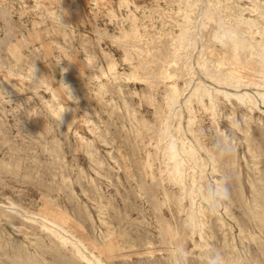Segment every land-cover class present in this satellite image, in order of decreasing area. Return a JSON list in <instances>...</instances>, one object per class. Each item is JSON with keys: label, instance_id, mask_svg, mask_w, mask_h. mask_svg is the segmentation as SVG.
Instances as JSON below:
<instances>
[{"label": "rangeland", "instance_id": "obj_1", "mask_svg": "<svg viewBox=\"0 0 264 264\" xmlns=\"http://www.w3.org/2000/svg\"><path fill=\"white\" fill-rule=\"evenodd\" d=\"M187 2L198 6L188 14L193 17L188 24L198 25L189 37L196 40L197 36L198 43L192 41L187 45L188 53L181 54H188L190 58L187 68L169 64L183 75L175 78L182 94L173 102L164 95L168 82L153 77L154 69L164 70L160 66L164 64L160 59L165 55L164 50H155L161 47L157 43L166 37L157 41L150 38L156 31H179L178 8ZM254 2L258 8L250 12L252 0H0V209L3 206L0 264H86L85 259L89 257L90 264H264V84H260L264 83V74L256 75L247 69L260 66L250 57L248 62H242L247 67L243 72L259 76L260 81L247 79L234 88L218 82L221 73L210 63L211 56L215 59L217 53H224L223 46L228 45L225 52L229 54L236 38L243 40L236 39V43L240 42L238 46L242 45L241 52L247 54L257 48L256 51L263 53L264 0ZM209 15L222 19L224 31L228 30L224 33L227 42L223 46L217 42L219 36H206L204 20ZM230 16L234 19H229ZM250 18L258 22L253 24L255 20ZM132 26L137 32L127 34L126 29ZM120 29L123 35L117 38L115 35ZM236 31L240 38L239 34L234 36ZM140 34L146 42L141 57V51L136 52L131 45L139 43ZM207 41L210 49L205 48ZM104 51L113 56L120 72L130 73L138 62L144 63L145 71H141L146 78L132 80L102 73L101 67L108 56ZM199 53L204 54L203 59L210 57L207 69L206 63L199 64ZM33 66L38 71L36 80L32 79ZM209 68L219 74L210 72ZM197 81L205 83L210 90L216 87L241 93L244 89L255 96L257 103L249 109L234 97L227 99L228 102L225 97L218 99L210 92L211 96L197 99L196 93L190 106L194 109L192 113L180 101ZM65 84L69 85L73 98ZM209 100L214 108L203 107ZM175 105L180 106L181 116L175 115L178 108ZM69 113L75 116L72 124L66 119ZM192 114L194 120L190 127ZM165 132L169 136L173 134L167 138L169 141L165 139L166 145L170 142V149L163 147L158 138ZM181 145L189 147V151L185 147L181 150ZM162 150L168 154L173 151L175 156L172 152L167 156ZM167 158L182 170L185 183L170 180L166 172ZM189 183L193 186L191 191ZM178 195L181 204L175 201ZM198 206L203 208L205 219ZM188 208L195 209V214ZM5 211L18 214L26 227L17 230L7 215L4 216ZM50 222L60 226L56 229ZM163 224L170 225L172 232H166ZM49 228L58 235L66 231L63 237L72 238L78 248L82 247L79 248L81 255L87 257L70 254V244L51 243ZM178 232H182L183 240L176 238ZM90 253H95L103 262H98Z\"/></svg>", "mask_w": 264, "mask_h": 264}, {"label": "bare ground", "instance_id": "obj_2", "mask_svg": "<svg viewBox=\"0 0 264 264\" xmlns=\"http://www.w3.org/2000/svg\"><path fill=\"white\" fill-rule=\"evenodd\" d=\"M179 1H181V0H179ZM208 1V0H207ZM216 1V0H215ZM255 0H252V3H253V6H249V10H250V12H252V11H254L255 9H257L258 8V5H257V8H256V6H255V2H254ZM257 1V0H256ZM186 2V1H185ZM212 2V1H211ZM210 2V3H211ZM177 3H179L180 4V2H177ZM176 3V4H177ZM213 3V2H212ZM263 3V2H262ZM214 4V3H213ZM215 4H217V2H215ZM214 4V5H215ZM261 3H259V5H260ZM213 5V6H214ZM225 5V4H224ZM180 6V5H179ZM260 6H262V4L260 5ZM259 6V7H260ZM198 6H196V4L195 3H193V2H190V3H188L187 2V4L185 5H183V6H180L179 8H178V10H179V15H180V17H181V21H179L178 20V23H177V25L179 24L180 25V29H179V31L177 32H174L173 30H171V29H169V30H166V31H156V32H154L153 34H151V37L152 38H150L152 41H157V40H159L160 38H165L166 37V39L163 41V39H162V41L163 42H159V43H157V45L158 46H161L160 48H157L156 47V44H154L153 43V45L157 48H155L156 50H155V52L159 49V51L161 52V51H163L162 52V54H165V55H163L162 56V58H160V59H162L163 60V62H164V64H162L161 65V63H160V66H163L164 67V70H162L161 68V71H163V72H161L160 70H158V69H154V73L155 74H153V77L157 80V81H167L168 82V84L167 85H169V87L167 88V86H165L166 88H165V93H164V95L166 94L167 95V97L170 99V100H173V99H176L177 97H179V96H181V92L180 91H182L181 90V87H179L178 85H177V83L175 82L176 80H175V78L177 79V77L178 76H183L182 75V73L180 74L178 71H176L177 69L175 68V70H174V68L173 67H175L174 65H176V67L177 66H180L181 68H183V67H186L187 68V65H188V62H190V61H187L188 59H190V58H187V55L185 56V55H182L181 56V54H183L184 52V54H186V53H188L187 51L189 50V49H187L188 47H187V45L188 46H190L189 44L192 42V41H194V40H192L191 39V37H189V34L191 33V31L193 30V27L195 28L194 30H197L198 29V25H197V23H194V26L193 25H190V24H188V23H190L189 22V20L191 21V19L193 18L192 16H188V14L191 12V11H194L195 10V8H197ZM209 7V6H208ZM215 7V6H214ZM210 8V7H209ZM217 7H215L214 9H216ZM220 8V7H219ZM248 8V7H247ZM199 9V8H198ZM208 9V8H207ZM224 9V8H223ZM240 9V8H239ZM259 10V9H258ZM203 11H206V10H203ZM219 11V10H218ZM240 11V10H239ZM238 11V12H239ZM260 11V10H259ZM262 11V10H261ZM260 11V12H261ZM162 12H164V11H162ZM198 13V12H197ZM204 13V12H203ZM223 13V12H222ZM232 13V12H231ZM200 14V13H199ZM232 14H234V13H232ZM167 15V14H166ZM178 15V14H177ZM215 15H216V13H215ZM215 15H209L210 17H207V20H204L207 24V35L206 36H208L207 38H209L210 37V35H212V34H214L215 36H219V39H217V42H219V43H222L221 45L223 46V44L225 43L226 44V42L224 41V33H226L228 30H226V31H224L225 30V27H224V24L222 23V19H220V20H217V19H215L214 18V16ZM217 15H219V14H217ZM231 15V14H230ZM207 16V15H206ZM196 17V16H195ZM241 17V16H240ZM262 17H264L263 15H262ZM218 18H220L219 16H218ZM244 18V17H243ZM247 18V17H246ZM245 18V19H246ZM261 18V17H260ZM259 18V19H260ZM165 19V18H164ZM206 19V18H205ZM229 19H234V18H231V16H230V18ZM238 19V18H237ZM249 19V18H248ZM248 19H246V20H248ZM251 19V18H250ZM254 19V18H253ZM262 19V18H261ZM260 19V20H261ZM195 20H197V18L195 19ZM252 20V19H251ZM251 20H250V24H251ZM255 20V19H254ZM254 20H252V21H254ZM166 21H168V20H166ZM175 21V20H174ZM226 21L227 20H225V23H226ZM241 21H244V20H241ZM241 21H240V23L238 24V26L241 24ZM255 22H258V21H254V22H252L253 24L255 23ZM263 22V21H262ZM164 23V22H163ZM222 23V24H221ZM234 24V23H233ZM236 24V23H235ZM245 24H246V21H245ZM176 25V24H175ZM179 25L177 26V27H179ZM226 25H228V24H226ZM235 26V25H234ZM243 26H246V25H243ZM242 26V27H243ZM255 26V25H254ZM173 27H174V25H173ZM229 26H227V28H228ZM231 28V27H230ZM251 27H249V29H250ZM229 29V28H228ZM258 29H260V26L258 27ZM231 30V29H230ZM242 30V29H241ZM262 31H263V29H261ZM124 31V30H123ZM126 33L127 34H132L133 32L134 33H136L137 31H136V27L134 28V26H132L130 29H126ZM144 31H145V29H144ZM235 31V30H234ZM234 31H232V32H234ZM258 31V30H257ZM248 32V31H247ZM250 32V31H249ZM260 32V31H259ZM147 33V32H146ZM237 33V31L235 32V34H234V36L236 35H238V34H236ZM264 33V32H263ZM138 34V33H137ZM148 35H149V33H147ZM146 34V35H147ZM233 34V33H232ZM246 34H248V33H246ZM111 35V34H110ZM123 35V32H122V29H120V32H119V34H116L115 36H117V38H120L121 36ZM168 37H167V36ZM229 35V34H228ZM230 35H231V33H230ZM250 35V34H249ZM256 35V34H255ZM261 35H262V32H261ZM12 36V35H11ZM142 34H140V37H138V41H139V43L138 44H136V43H134V44H132L131 43V45L133 46V48H134V50L136 51V52H140L139 53V55L142 53L143 54V47H144V45L146 44V42L144 41V39L142 38ZM235 36V37H236ZM240 34H239V38H240ZM188 37H189V39H188ZM250 37V36H249ZM262 37H263V35H262ZM211 38V37H210ZM226 38H227V36H226ZM230 39L232 38L231 36L229 37ZM234 38V37H233ZM264 38V37H263ZM116 39V38H115ZM147 39V38H146ZM229 39V40H230ZM237 40H238V38H236ZM235 39V41L237 42V40ZM244 39V38H243ZM254 39V38H253ZM150 40V41H151ZM197 40H198V37L196 36V40H195V42L196 43H198L197 42ZM228 40V39H227ZM232 40V39H231ZM245 40V39H244ZM248 40V39H247ZM256 40V39H255ZM264 40V39H263ZM151 41V42H152ZM238 41H243V40H238ZM249 41V40H248ZM258 41H261V40H257V42ZM148 42V41H147ZM229 42V41H228ZM236 42H234V43H232V48L230 49V53L229 54H227L225 51H226V48L225 47H227V46H223L224 48H222V49H224L223 51H224V53H217L216 54V56H215V59H213V57L211 56V61H210V63H211V65H213V67L215 68V69H217V71H219L220 73H221V75L220 76H216L215 74L216 73H218L219 74V72H216V71H214L215 72V76L218 78V82H224V84L225 83H228V84H230V85H233V87L234 88H238L239 87V85L241 84V82H243V81H246L247 79H253L254 81H256L257 82V80H259L260 79V77L259 76H250V75H247V74H245L243 71V69H245V68H247V67H245L244 65H242V62H248L251 58L250 57H252V58H254V59H256L258 62H259V64H260V66H259V68L258 69H256L255 67H252L251 66V68H247V69H251V71H254L255 72V74L256 75H260V74H264V72H262L261 70H264V55H263V53H264V51H263V53L262 54H260V51L258 52V51H256V49L254 50H251V48L249 49V50H251L250 52L251 53H244V52H241V50H239V47L240 46H242V45H240V46H238L239 44H240V42H239V44L238 43H236ZM245 42V41H244ZM250 42V41H249ZM168 43V44H167ZM211 43V42H210ZM230 43V42H229ZM246 43V42H245ZM254 43V42H253ZM260 43V42H259ZM263 43H264V41H263ZM151 44V43H150ZM164 44H166L165 46H163ZM192 44V43H191ZM193 44H194V42H193ZM228 44V43H227ZM231 44V43H230ZM247 44V43H246ZM255 44V43H254ZM261 44V43H260ZM148 45V44H147ZM210 44H209V41H207V45H206V47L205 48H207V47H209V49H210V47L211 46H209ZM212 45V44H211ZM149 46V45H148ZM152 45H150V47H151ZM192 47H193V45H191ZM245 46V45H244ZM249 46H250V44H249ZM252 46V45H251ZM261 46V45H260ZM127 46H125V47H123L124 49V54H125V57H127V55H128V53H127V48H126ZM146 47V46H145ZM153 47V46H152ZM258 48H259V46H257ZM264 47V46H263ZM262 47V48H263ZM131 48V47H130ZM132 48V49H133ZM228 48V47H227ZM242 48V47H241ZM246 47H244V49H245ZM254 48V47H253ZM149 49V48H148ZM222 49H221V51H222ZM248 49V48H247ZM150 50V49H149ZM149 50H148V54H149ZM151 50H153V49H151ZM166 50V51H165ZM191 50H192V48H191ZM195 50V49H194ZM243 50V49H242ZM259 50V49H258ZM159 51H158V53H159ZM204 52H205V50H203ZM202 51V52H203ZM229 51V50H228ZM243 51H245V50H243ZM135 52V53H136ZM145 52V51H144ZM146 52H147V50H146ZM203 52V53H204ZM262 52V51H261ZM104 55H108V56H106L105 57V59L104 60H107V61H105V64H103V66L101 67V72L102 73H104V74H109V75H111L112 77L113 76H117V77H130L132 80L134 79V80H143V79H145L146 78V76L144 75L145 73L143 72V71H145V69H144V63L142 64L141 62H138V64L137 65H135V67H137L136 69H134V70H132L130 73L127 71V72H125V71H118V69H117V67H116V61H115V59L113 58V56L110 54V53H108V52H105L104 51ZM193 53V52H192ZM213 53V52H212ZM137 54V53H136ZM145 54V53H144ZM155 54V53H154ZM157 54V53H156ZM155 54V55H156ZM246 54V55H245ZM150 55H152V54H150ZM203 55L204 54H202L201 56H200V53H199V55L197 56L198 57V61H199V64H205L206 62H209V61H207L210 57H206L205 59H203ZM243 55H244V58H242L243 57ZM143 56V55H142ZM145 56H146V54H145ZM158 56V55H157ZM249 57V59L247 58V60H246V58L245 57ZM140 57H141V55H140ZM146 57H148V55L146 56ZM151 57V56H150ZM93 58V57H92ZM149 58V57H148ZM142 59V58H141ZM185 59V60H184ZM139 60V59H138ZM147 60V59H146ZM149 60H150V58H149ZM153 60L154 61H156L155 60V58H153ZM158 60V59H157ZM161 61V60H160ZM198 61H197V63H198ZM153 62V61H152ZM157 62H159V61H157ZM257 62V63H258ZM154 63V62H153ZM209 63V64H210ZM151 63H149V65H150ZM159 64V63H158ZM169 64H174L173 65V70H170V68L171 67H169L170 65ZM198 64V65H199ZM209 64L207 65V63H206V65L207 66H203L205 69H207V67L209 66ZM101 65V64H100ZM148 65V68L150 67ZM155 66H156V64H155ZM159 65H157V67H158ZM159 66V67H160ZM189 66V65H188ZM98 67V66H97ZM146 67V66H145ZM158 67V68H159ZM147 68V67H146ZM171 68V69H172ZM211 68V67H210ZM209 68V70H210V72H213V71H211L212 69H210ZM143 69V71H141ZM149 69H152V68H149ZM77 70V69H76ZM99 70V69H98ZM188 71V70H187ZM187 71L186 72H184V74L185 73H187ZM38 72V71H37ZM100 72V71H99ZM210 72H209V74H210ZM142 73H144V74H142ZM190 73V72H189ZM22 74V73H21ZM97 74V73H96ZM127 74H128V76H127ZM129 75H131V76H129ZM107 76V75H106ZM189 75L187 74L186 75V77H188ZM213 76V75H212ZM96 77H97V75H96ZM102 77V76H101ZM152 77V76H151ZM164 79H163V78ZM98 78H100V77H98ZM97 78V79H98ZM148 78H150V77H148ZM162 78V79H161ZM191 78V77H190ZM188 79H189V77H188ZM199 80V79H198ZM215 80H216V78H215ZM264 80V79H263ZM45 81V80H44ZM201 81V80H200ZM204 81V80H203ZM212 81V80H211ZM260 81V80H259ZM258 81V82H259ZM10 82V81H9ZM184 82V81H183ZM249 82H251V81H249ZM11 84V83H10ZM186 84H187V81H186ZM185 84V85H186ZM203 84V85H202ZM205 83H201V82H199V81H197L196 83H195V86L193 85L192 86V88H191V90H190V93L188 94V95H186V96H184V99L182 100L181 99V103H183V105H185L186 107H188V111H190V112H192L193 113V110L194 109H191L190 108V106L192 105V98H193V96L196 94L197 96H198V98L197 97H195V98H197V99H199V98H201V97H203V96H207L210 92H211V94H212V92H214L213 94L215 95L214 97H219L218 99H220L222 96L223 97H225L226 98V100L228 99V100H230V98L231 97H234V100L236 99V102H239V104L240 103H242L243 104V107H244V105H245V107L246 106H248V108L249 109H252V107H255V103H257V101H256V98H255V96L253 97V95H251V93H249L248 91H244V89H243V92H239V93H237V92H232V91H229V92H227V90H225V89H220V88H216V87H212V89L213 90H210V88L208 87H205V85H204ZM247 84H248V82H247ZM255 84V83H254ZM260 84H264L263 82L261 83L260 82ZM106 85V84H105ZM219 85V84H218ZM245 85V84H244ZM69 86V85H68ZM242 86H243V84H242ZM5 88V87H4ZM112 88V87H111ZM184 88H186L187 89V85H186V87H184ZM183 89V88H182ZM168 92H167V91ZM235 91H237V90H235ZM257 91L258 90H256V93H257ZM198 92H199V94H198ZM262 92V91H261ZM54 93V95L56 94V92H53ZM67 93H68V91H67ZM259 91H258V95H259ZM264 93V92H263ZM263 93H260V95L263 97ZM186 94V93H185ZM206 94V95H205ZM212 94V95H213ZM195 95V96H196ZM210 95V94H209ZM55 96H57V95H55ZM54 96V97H55ZM151 96V95H150ZM211 96V95H210ZM166 97V98H167ZM168 98H167V100H168ZM209 98V97H208ZM212 98V97H211ZM222 99V98H221ZM121 100V99H120ZM167 100H166V102H167ZM176 100H179V99H176ZM195 100V99H194ZM200 100H202V99H200ZM211 100V99H210ZM208 101L209 103H207V104H203L204 106L203 107H205V108H214L213 107V103L211 102V101ZM227 100V101H228ZM169 101V100H168ZM196 101V100H195ZM219 101V100H218ZM261 101H262V98H261ZM55 102H56V100H55ZM173 102H175V100H173ZM180 102H178V103H180ZM201 102V101H200ZM215 102V101H214ZM221 102V101H220ZM228 102H230V101H228ZM172 103V102H171ZM180 103V104H181ZM211 103V104H210ZM218 103V102H217ZM232 103V102H231ZM167 104V103H166ZM56 105H58V104H56ZM60 105V104H59ZM168 105H170L169 103H168ZM179 105V104H178ZM178 105H175V107H177ZM182 105V104H181ZM202 105V104H201ZM232 105V104H231ZM257 105V104H256ZM235 106V105H234ZM54 107V106H53ZM60 107H62V106H60ZM180 106H178V108L175 110L176 112H175V115H179V116H181L180 115V111H181V109L179 108ZM193 107V106H192ZM242 107V106H241ZM258 107V106H257ZM71 108V107H70ZM120 109V108H119ZM245 109V108H244ZM258 109H261V108H259L258 107ZM61 110V109H60ZM74 111L72 108L70 109V111ZM171 110V109H170ZM172 110H174V108H172ZM213 110V109H212ZM248 110V109H247ZM64 111V110H63ZM67 111H68V107H67ZM66 111V112H67ZM134 111V110H133ZM211 111V110H210ZM217 111V110H216ZM242 111H244V110H242ZM246 111V110H245ZM251 111H253V110H251ZM260 111V110H259ZM262 111V110H261ZM260 111V112H261ZM60 112V111H59ZM58 112V113H59ZM62 112V111H61ZM232 112V111H231ZM231 112H230V114H231ZM163 113V112H162ZM245 113V112H244ZM261 113H263V111L261 112ZM63 114V113H62ZM164 114V113H163ZM251 114V113H250ZM250 114H246L247 116H250L251 117V115ZM264 114V113H263ZM61 115V114H60ZM194 114H192V115H190L191 117H190V127H191V124L193 123V120H194V116H193ZM174 116V115H173ZM196 116V115H195ZM212 116H215L214 114L212 115ZM229 117V116H228ZM231 117H232V115H231ZM235 117V116H234ZM261 117V116H260ZM74 118H75V116H74V113H69V115H68V117L66 118L68 121H72V120H74ZM177 118H179V120L178 121H180V117H177ZM214 118V117H213ZM216 118V117H215ZM65 119V120H66ZM144 119V118H143ZM257 119V118H256ZM64 120V119H63ZM65 120H64V122H65ZM146 120V119H145ZM189 120V119H188ZM213 120V119H212ZM232 120V119H231ZM230 120V121H231ZM260 120V119H259ZM75 121V120H74ZM91 121V120H90ZM192 121V122H191ZM67 122V121H66ZM177 122V121H176ZM68 123V122H67ZM261 123V122H260ZM71 124H72V122H71ZM181 124V123H180ZM259 124V123H258ZM177 125V124H176ZM193 125V124H192ZM71 126V125H70ZM94 126V125H93ZM96 126V125H95ZM94 126V127H95ZM180 127V126H179ZM166 130V129H165ZM168 130V129H167ZM168 132V131H167ZM167 132H165V133H163V136L162 137H158L160 140H161V143H163L162 145H163V147L164 146H168V144L166 145V141H165V139H167V138H172L171 136L173 135H171V136H169V134H167ZM172 132V131H171ZM177 132H179V130L177 131ZM192 133V132H191ZM250 134V133H249ZM102 136V135H101ZM261 136V135H260ZM254 137V136H253ZM262 138H263V136H262ZM168 140V139H167ZM172 140V139H171ZM182 140V139H181ZM185 140V139H184ZM159 141V140H158ZM169 141V140H168ZM183 141V140H182ZM181 141V142H182ZM86 142V141H85ZM155 142H157L156 140H155ZM176 142V141H175ZM184 142V141H183ZM182 142V143H183ZM189 142V141H188ZM160 143V142H159ZM169 143V146H170V142H168ZM181 143V144H182ZM191 143V142H190ZM184 144V143H183ZM256 144H258V143H256ZM156 145V144H155ZM157 145H158V143H157ZM186 145V144H185ZM185 145H181V150H183V148L185 147ZM198 145H200V144H198ZM235 145V144H234ZM250 145V144H249ZM168 146V147H169ZM174 146V145H173ZM189 146V145H188ZM190 146H191V144H190ZM259 146V145H258ZM156 147V146H155ZM157 147H159V146H157ZM162 147V148H163ZM171 147H172V144H171ZM191 147H193V146H191ZM167 148V147H166ZM173 148V147H172ZM171 148V149H172ZM176 148V147H175ZM175 148H173L174 150L173 151H175ZM185 148H187V147H185ZM185 148H184V150H185ZM197 148V147H196ZM205 148V147H204ZM260 148V147H259ZM157 149V148H156ZM169 149H170V147H169ZM189 149V147L187 148V150ZM110 150V149H109ZM186 150V151H187ZM191 150V149H190ZM158 151V150H157ZM173 151H171L172 153H173ZM185 151V152H186ZM189 151V150H188ZM187 151V152H188ZM192 151V150H191ZM250 151V150H249ZM253 151V150H252ZM260 151V150H259ZM88 152V151H87ZM111 152V151H110ZM161 152H164V154H167V156H171L170 154H171V152H170V154H168L167 153V151H161ZM176 152V151H175ZM178 152V151H177ZM196 152H197V150H196ZM251 152V151H250ZM183 153V152H182ZM92 154V153H91ZM163 154V155H164ZM187 154V153H186ZM193 154V153H192ZM163 155H161L162 157H163ZM173 155H174V153H173ZM140 156V155H139ZM175 156V155H174ZM173 156V157H174ZM113 157V156H112ZM138 157V156H137ZM158 157V156H157ZM173 157H171L172 159H173ZM178 157V156H177ZM171 158H170V160H171ZM190 158V157H189ZM232 158V157H231ZM161 159V158H160ZM175 159H176V157H175ZM196 159H198V161H199V156L197 155V157H196ZM220 159V158H219ZM227 159V158H226ZM148 160V159H147ZM163 160V159H162ZM168 158H167V162L165 163L166 164V172L168 173V175H169V177H170V180H171V178H173L174 179V182H177L178 181V183L180 182V183H185V181H184V177L182 176V175H184L183 173H182V170H180L176 165H173V164H171V162H168ZM169 160V161H170ZM174 160V159H173ZM173 160H171V161H173ZM190 160V159H189ZM228 160V159H227ZM176 162H177V160H175ZM180 161H182V159L180 160ZM179 161V162H180ZM225 161V160H224ZM254 161V160H253ZM175 162V163H176ZM203 162V161H202ZM149 163V162H148ZM174 163V164H175ZM181 163V162H180ZM183 163V162H182ZM204 163V162H203ZM7 164H8V162H7ZM10 164V163H9ZM170 164V165H169ZM225 164V163H224ZM149 165V164H148ZM164 165V164H163ZM181 165V164H180ZM189 165H190V163H189ZM189 165H188V167H187V169L189 168ZM151 166V165H150ZM191 166H193V165H191ZM195 166H197L196 164H195ZM230 166V165H229ZM15 167V166H14ZM137 167H139V166H137ZM180 167V166H179ZM11 168H13V167H11ZM160 168V167H159ZM165 167H163L162 169H164ZM181 168V167H180ZM212 168H214V167H212ZM257 168V167H256ZM138 169H141L140 167L138 168ZM145 169V168H144ZM144 169H143V171H144ZM182 169V168H181ZM193 169V168H192ZM203 169V168H202ZM229 169V168H228ZM142 170V169H141ZM159 170V169H158ZM184 170V169H183ZM194 170V169H193ZM213 170V169H212ZM165 171V170H164ZM188 171V170H187ZM199 171V170H198ZM151 172V171H150ZM160 172H163V171H160ZM194 172V171H193ZM201 172V174H203L204 173V170H203V172L202 171H200ZM141 173V172H140ZM143 174H144V172H142ZM188 173V172H187ZM192 173V172H191ZM146 174V173H145ZM151 174V173H150ZM140 175H142V174H140ZM189 175V174H188ZM199 176V175H198ZM143 177V176H142ZM150 177H152V178H154V176L152 175H150ZM161 177V176H160ZM163 177V176H162ZM182 177H183V180H182ZM187 177V176H186ZM189 177V176H188ZM194 177V175L193 174H191V176L189 177L190 179H191V181H192V183H193V178ZM201 177H203V175H201L200 176V178ZM158 179H160V178H158ZM189 179V180H190ZM202 179V178H201ZM200 179V180H201ZM143 180V179H142ZM176 180V181H175ZM164 181V180H163ZM182 181H184V182H182ZM190 181V182H191ZM195 181V180H194ZM250 182V181H249ZM192 183H189V185H187L188 187H189V189L188 190H190L191 189V187L193 188V186H192ZM188 184V183H187ZM195 184V183H194ZM193 184V185H194ZM145 185V184H144ZM177 185V184H176ZM180 185L181 184H179V187H180ZM141 186H142V184H141ZM178 186V185H177ZM183 186V185H182ZM182 186H181V189H182ZM186 186V185H185ZM186 186V187H187ZM203 186V185H202ZM224 186V185H223ZM255 186V185H254ZM254 186H253V188H254ZM151 187H153V186H151ZM199 187V186H198ZM150 188V187H149ZM195 188V187H194ZM203 188V187H202ZM180 189V190H181ZM208 189V188H207ZM251 189V188H250ZM165 190V189H164ZM192 190V189H191ZM190 190V191H191ZM235 190V189H234ZM189 191V192H190ZM154 192V191H153ZM193 192H196V191H194L193 190ZM180 193H181V191H180ZM197 193V192H196ZM205 192H203V194H204ZM237 193V192H236ZM164 194V193H163ZM165 194L167 195L168 193H167V191L165 192ZM192 194V193H191ZM235 194V193H234ZM260 194H262V193H260ZM170 195V194H169ZM207 195V194H206ZM211 194H209V196H210ZM165 196V195H164ZM168 196V195H167ZM179 196V195H178ZM255 196V195H254ZM169 197V196H168ZM242 197V196H241ZM186 198V197H185ZM204 198V197H203ZM208 198V197H207ZM254 198V197H253ZM169 199V198H168ZM180 199H181V196H179L178 198H177V200H175V201H177L179 204H181L180 203ZM202 199V198H201ZM170 200H172V198H170ZM210 197L208 198V202L210 203ZM254 200V199H253ZM252 200V202H254ZM141 201V200H140ZM166 201H167V199H166ZM264 201V200H263ZM157 202V201H156ZM171 202V201H170ZM212 202V201H211ZM161 203V202H160ZM175 204H176V202H174ZM192 203V206H193V202H191ZM190 203V204H191ZM198 203V202H197ZM255 203V202H254ZM101 204V203H100ZM189 204V205H190ZM264 204V203H263ZM3 205V204H2ZM5 205V204H4ZM177 205V204H176ZM200 205V204H199ZM252 205H254V204H252ZM91 206V205H90ZM183 206V205H182ZM256 206V205H255ZM1 207V206H0ZM101 207V206H100ZM152 207H154V206H152ZM178 207V206H177ZM176 207V208H177ZM181 207V206H180ZM179 207V209H181ZM190 207V206H189ZM264 207V206H263ZM2 208H3V206H2ZM1 208V209H2ZM4 208H5V206H4ZM160 208V207H159ZM184 208V207H183ZM182 208V209H183ZM207 208V207H206ZM0 209V210H1ZM178 209V208H177ZM189 209V208H188ZM192 209H193V207H192ZM208 209H210L209 211H211L212 210V208H208ZM189 210H191V208L189 209ZM198 210L200 211V213H201V215H202V217L204 216L203 214H204V210H203V208L202 207H199L198 206ZM252 210V209H251ZM192 211V210H191ZM194 211H195V209H194ZM194 211H192V213H194ZM181 212V211H180ZM207 212V211H206ZM5 214H4V216L5 215H7L6 216V218L7 219H9L10 220V223H12L13 225H15V227H16V229L17 230H23V228H25L26 227V225H24V223H25V221L23 222L21 219H19L18 218V216H16V215H18V214H14V213H12L11 211H5L4 212ZM188 213V212H187ZM190 213V212H189ZM188 213V214H189ZM264 213V212H263ZM20 214V213H19ZM180 214V213H179ZM195 214V213H194ZM193 214V215H194ZM208 214V213H207ZM190 215V214H189ZM200 215V214H199ZM142 216V215H141ZM191 216H192V214H191ZM20 217H22V216H20ZM24 217V216H23ZM195 217H196V215H195ZM194 217V218H195ZM198 217V216H197ZM200 217V216H199ZM32 218V217H31ZM204 218V217H203ZM210 218V217H209ZM216 218V217H215ZM251 218V217H250ZM249 218V219H250ZM24 219H27V218H24ZM196 219V218H195ZM195 219H194V222H195ZM205 219V218H204ZM223 219V218H222ZM45 220H47V219H45ZM193 220V219H192ZM203 220V219H202ZM49 221V220H48ZM160 221V220H159ZM186 221V220H185ZM204 221V220H203ZM29 222H30V220H29ZM28 222V223H29ZM31 222H32V220H31ZM34 222V221H33ZM43 222H45L44 220H43ZM192 222V221H191ZM206 222V221H205ZM205 222H203V224H201L200 225V228H202L201 226L202 225H204V223ZM218 222H220V221H218ZM46 223V222H45ZM50 223H52V222H50ZM222 223V222H221ZM220 223V224H221ZM30 224V223H29ZM37 224H39V223H37ZM41 224V223H40ZM39 224V225H40ZM44 224V223H43ZM42 224V225H43ZM47 224V223H46ZM53 224V223H52ZM55 224V223H54ZM53 224V225H54ZM161 225H162V223H160ZM193 224V223H192ZM196 224H197V221H196ZM195 223H194V225H196ZM223 225H224V222L222 223ZM257 224V223H256ZM24 225V226H23ZM33 225V224H32ZM45 225V224H44ZM53 225H50L49 224V226H53ZM56 225V224H55ZM198 225V224H197ZM31 226V225H30ZM41 226V225H40ZM48 226V227H49ZM57 226V225H56ZM58 226H60L59 225V223H58ZM58 226L57 227H55L56 229L58 228ZM186 226V225H185ZM12 227V226H11ZM63 227V226H62ZM163 227H164V230L166 231V232H172V228H171V226L170 225H167V224H163ZM162 227V228H163ZM199 227V226H198ZM34 228V227H33ZM36 228V227H35ZM38 228V227H37ZM46 228V227H45ZM54 228V227H53ZM53 228H51V230H50V228L49 229H47L50 233H51V235H50V239H49V241L51 242V243H53L54 245H59V246H66V244H70V246H71V248L69 249L68 247H67V249H69L68 250V252L70 253V254H72V255H76V256H78L79 258L80 257H82L83 258V256H85V254L82 256L81 255V253L79 252V248L81 247H79L78 248V245L75 243V242H73V240L71 241V239L70 238H65V233H66V231H64L65 233H63V235H65L64 237H63V235H61L62 237H60V235H58L57 234V232H56V230L55 231H52V229ZM174 228V227H173ZM178 228V227H177ZM196 228V227H195ZM194 228V229H195ZM27 229V228H26ZM29 229H30V227H29ZM62 230L64 229V228H61ZM159 229V228H158ZM209 229V228H208ZM34 230V229H33ZM59 230V229H58ZM57 230V231H58ZM65 230V229H64ZM99 230V229H98ZM178 230H179V228H178ZM197 230V229H196ZM201 229H199V235H200V238H202L203 239V236H202V234H201V231H200ZM27 231H29V230H27ZM60 231V230H59ZM69 231V230H68ZM56 232V233H55ZM166 232H164V235H165V233ZM176 232V231H175ZM60 233V232H59ZM252 234V233H251ZM254 234V233H253ZM257 234V233H256ZM47 235H48V233H47ZM178 236L176 237L177 239H184V237H183V234H182V232H180V234H179V232H178V234H177ZM1 236V235H0ZM174 236V235H173ZM253 236V235H252ZM259 236V235H258ZM2 237V236H1ZM48 237V236H47ZM46 237V238H47ZM73 237V236H72ZM189 237V236H188ZM192 237V236H191ZM10 238V237H9ZM49 238V237H48ZM163 238H165V237H163ZM74 239V238H73ZM192 239H193V237H192ZM191 238H190V240H192ZM81 240V239H80ZM168 240V239H167ZM194 240V239H193ZM197 240V239H196ZM176 241V240H175ZM178 241V240H177ZM179 242V241H178ZM29 243V242H28ZM81 243H83V242H81ZM178 244V243H177ZM180 244V243H179ZM179 244H178V246H179ZM208 244V243H207ZM84 245V244H83ZM182 245H183V243H181V247H182ZM196 245V244H195ZM206 245V244H205ZM180 247V246H179ZM193 247H195L194 246V244H193ZM82 248V247H81ZM192 249V248H191ZM37 252V251H36ZM185 251H183V253H184ZM84 253V252H83ZM182 253V252H181ZM91 254V257H94L95 255V253L93 254V253H90ZM94 256H93V255ZM150 254V253H149ZM170 254H172V253H170ZM220 254V253H219ZM199 255H201L200 253H199ZM229 255V254H228ZM33 256V255H32ZM172 256V255H171ZM208 256V255H207ZM220 256V255H219ZM85 257H87V256H85ZM96 257V256H95ZM230 257V256H229ZM100 258V257H99ZM99 258H97L96 257V259L98 260V262H103L102 260H100ZM167 258V257H166ZM225 258V257H224ZM85 259V258H84ZM90 260V257L89 258H87V260L85 259V261H86V264H90L91 262H89V260ZM95 258H93V260H94V262H97V261H95L96 260ZM172 259H173V257H172ZM212 259V258H211ZM44 260V259H43ZM110 260V259H109ZM221 260V259H220ZM231 260V259H230ZM92 261V260H91ZM176 261V260H175ZM93 262V263H94ZM97 262V263H98ZM167 262V261H166ZM214 262H215V260H214ZM230 262H232V261H230ZM224 263H226V262H224ZM101 264V263H100ZM109 264V263H108ZM111 264V263H110ZM113 264V263H112ZM176 264V263H175ZM214 264V263H213ZM216 264V263H215Z\"/></svg>", "mask_w": 264, "mask_h": 264}, {"label": "clouds", "instance_id": "obj_3", "mask_svg": "<svg viewBox=\"0 0 264 264\" xmlns=\"http://www.w3.org/2000/svg\"><path fill=\"white\" fill-rule=\"evenodd\" d=\"M60 22H61V18H60ZM62 23V22H61ZM62 71H66V69H62ZM36 72H37V69H36V67L35 66H33V71H32V79L33 80H36V79H38V77L36 76ZM65 86L68 88V90H69V93H70V95L72 96V98H73V95H72V92H71V90H70V88H69V86L68 85H66L65 84ZM61 117H62V115H61ZM61 117H60V119H61ZM225 193H226V190H225Z\"/></svg>", "mask_w": 264, "mask_h": 264}]
</instances>
